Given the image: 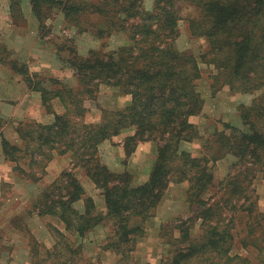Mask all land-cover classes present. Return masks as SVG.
<instances>
[{"label": "trees", "instance_id": "16d2710c", "mask_svg": "<svg viewBox=\"0 0 264 264\" xmlns=\"http://www.w3.org/2000/svg\"><path fill=\"white\" fill-rule=\"evenodd\" d=\"M29 3L39 29L44 28L48 15L57 11L76 34L88 33L104 41L122 34L126 39L114 50H91L86 57L72 51L66 65L73 71L77 89L56 79L42 81L38 74H29L25 66L17 69L24 82L40 93L47 112H53L52 100L59 102L63 112L54 113V120L48 125L35 121L17 123L13 129L22 148L1 138L4 159L16 164L14 171L25 181L34 183L43 178L47 165L56 156L69 154L72 163L33 201L35 214L56 217L66 232L80 238L105 219L111 221L116 241L103 250L123 256L142 237L145 224L168 185L186 183L193 218L199 221V234L190 238L191 224L176 227L180 239L174 242L180 247L170 264H189L204 255L226 263L241 260L231 255L237 215L254 224L250 223L245 233L260 227V243L252 242L264 250V215L256 206L252 189L257 174H264V92L250 106L239 109L242 130L223 124L222 130L213 131L211 140L202 139L190 121L202 115L204 106L197 90L201 78L199 62L215 72L210 76L212 94L222 87L241 95L264 90V0H152L149 11L143 0ZM181 3L195 12V16L185 20L190 36L206 43L205 52L199 57L175 47L178 23L182 20L178 13ZM95 21H100L102 28H97ZM48 82L55 89L47 88ZM101 85L118 89L130 97V102L121 109L102 110L99 123H86L87 109L83 104L95 100ZM129 130L132 135L122 142L127 156L138 144L148 143L155 148L149 177L138 186L132 185L129 174L110 172L98 156L102 142ZM194 141L201 142L198 156L179 149L180 143ZM228 156L234 162L225 177L216 182L212 166ZM18 161H24L27 170ZM77 168L95 184L103 198L104 213L96 211L91 198H83L84 189L73 172ZM206 194L211 195L204 200ZM82 199L83 211L79 213L73 204ZM53 233L62 236L57 229ZM245 242L242 238L238 243L247 248ZM120 245L127 247L121 250Z\"/></svg>", "mask_w": 264, "mask_h": 264}, {"label": "rangeland", "instance_id": "374dc122", "mask_svg": "<svg viewBox=\"0 0 264 264\" xmlns=\"http://www.w3.org/2000/svg\"><path fill=\"white\" fill-rule=\"evenodd\" d=\"M11 2L13 22L23 27L31 25V21L22 16V9H25L23 0H11ZM143 5L144 8L149 11L152 7V0H143ZM178 9V13L182 20L178 23L179 37L175 41V47L179 51H190L196 57H199V55L205 52L206 43L203 39L192 38L187 31V23L185 22L187 18L195 16V12L191 6L184 3L179 4ZM33 18L38 41L37 45L39 46L37 47V51L33 53L34 57L32 56L33 58L29 59H34L32 61L34 66H36L37 60L41 62L38 64L48 61L51 66L47 69L39 68V72H36L40 76L38 78L42 81L50 82L51 79H56L61 81L66 87L77 89L73 71L66 65V60L72 57V51L79 57H86L91 50L108 52L126 43L125 36L122 34L112 35L105 41L96 40L88 33L76 34L75 31L68 26L62 13L57 11H52L50 15H48L44 21V28L42 29H39L36 18L34 16ZM95 24L97 28H102L100 21H95ZM0 51V56H2V58L10 61L13 59L12 55L1 47ZM199 68L201 71V78L197 81V90L204 101V106L202 115L194 117L190 121L197 126L202 139L211 140L210 137L213 131L222 130L223 124L242 130L243 126L239 116V109L242 106H250L251 101L259 97L264 90L252 95H241L232 94L229 92L228 87H222L217 93L212 94L210 89V76L215 72L212 67L206 66L200 62ZM52 69L56 70L55 74H53ZM49 82L45 83V86L51 90L55 89V86H50ZM129 102L130 97L123 95L118 89L101 85L99 86L95 100H86L83 104L87 109L84 115V121L86 123H99L102 110H117L122 106L125 107ZM51 104L53 111L56 110L59 112L63 110L57 100H52ZM8 123L12 127L16 125V122H3L0 120V129L4 128ZM8 129L9 131H6L5 134L9 138L11 136L9 126ZM113 139L102 142L101 144H113ZM194 144H196L195 150L190 154L198 156L201 142L194 141ZM146 145V148L140 151L139 156L136 158L135 162H133L132 169L135 170V172L129 173L132 178L133 186H136L139 177H141L138 172H143V168L145 169V167L149 165V156L155 155V148L151 144ZM66 156L70 160L69 154ZM56 158H59V156H56ZM233 162V158L228 156L212 166L216 182L225 177L229 166ZM24 163V161H18V165L27 170V168L23 166ZM71 165L72 163L69 161V169ZM13 168L15 169V166ZM73 172L76 176L79 174L80 176H85L82 169L77 168L73 170ZM14 173L20 176L18 172L14 171ZM21 179L22 183H25L27 186L29 185V187H35L38 183H45L40 181L41 179L36 183L25 181L22 177ZM47 185L49 184L39 189V192H37L33 200L30 199L31 191L33 190L24 186H19L21 188L20 191L24 194L21 196L19 194L18 199L20 197V200L12 202L15 193L13 194L11 186L0 182V264H58L63 261L66 262V264H170L175 250L177 251L180 247L178 243L176 244L174 242L176 239H180V234L176 227L181 226L183 223L187 226L191 224L189 229L190 238H194L199 234V221L193 218L194 215L191 202L189 204L186 195L187 184L179 183L168 185L170 188L167 192V197L164 198L165 194L163 196L166 200L162 199L156 207L153 216L145 224L142 237L136 239L133 250L123 256L114 253V251L103 250L105 245L116 241V237L111 233L113 227L112 222L106 219L98 228L88 231L80 238L77 234L62 231L61 228L64 226L56 217L51 215L41 216L46 219V225L54 243L51 248H47L37 243L29 232H27V220L29 216H31L29 213H36L32 209L33 201L36 200L42 189ZM252 189L254 197L256 198V206L259 212L264 215V174H257L252 182ZM16 193L18 195L20 192L16 191ZM210 195H204L203 199H208ZM101 200L102 197L96 199V203H94L96 211L104 213V208L99 207L101 206ZM103 205L104 204H102V206ZM73 207H76L75 209L80 211L78 205ZM189 220L192 221L188 223ZM8 221H10L13 228L17 230L20 229L24 233V245L30 252V256L26 260L21 259L15 261L11 257L14 246L13 241L15 242L18 237L11 236L13 235L12 233L3 232V230H1V228L3 229L7 225ZM247 223L249 224L246 225ZM250 223L254 225L253 222L243 215H237L234 220L231 255H237L242 258L241 260L234 259L226 263L223 259L220 260V258H212L209 255H204L199 259L192 260L189 264H264V250H260L258 246H253L254 243L252 242L256 241L257 244L260 243V227L254 228L253 232L250 234L247 232L245 233V230L248 231L247 228L251 226ZM245 225L246 228L244 229ZM53 229L59 230L62 236L53 233ZM242 238L246 240L245 243L247 244V248H242L241 244L238 243ZM126 247L127 245H120L118 249L122 250Z\"/></svg>", "mask_w": 264, "mask_h": 264}, {"label": "crops", "instance_id": "0c3cea01", "mask_svg": "<svg viewBox=\"0 0 264 264\" xmlns=\"http://www.w3.org/2000/svg\"><path fill=\"white\" fill-rule=\"evenodd\" d=\"M23 5L25 9H22V16L23 18L31 21V25L28 27L19 26L13 22L11 0H0V47L6 52H9L13 58L10 61L0 56V120L3 122H16V124L22 121H35L39 124L48 125L53 122L54 113L61 114L63 110L59 112L54 110L52 113L47 112L42 106L40 93L32 90L24 82L23 76L17 72V69L21 66H25L28 73L31 75L38 74L36 72H39V68L47 69L51 67L48 61L38 64L41 63L38 60L36 61V66H34V64H32L34 59H29L34 57L33 53L37 51V47L39 45H37L38 41L35 31V22L32 16L33 14L31 12L29 0H23ZM55 71V69H52L53 74H55ZM121 108H123V106L120 107V109ZM8 126L11 130V136L9 138L5 134L6 131H9ZM13 127L8 123V125L0 129V182L11 186L13 194L15 193L12 202L20 200V197L18 199L19 194L20 196L24 194L20 191L21 186L33 190L31 191L32 193L30 196V199L33 200L42 186L52 183L64 170L69 169L70 160L66 155L54 158L47 165L45 171L46 174L40 180L45 183H38L35 187L25 185V183H22L21 177L14 173L13 167L15 166V163L7 162L4 159L1 150V138H4L11 145L22 148L21 141L19 140ZM130 135H132V131H125L113 139V144L99 145V160L101 164L104 165L110 172L115 174H131L132 172H135V170L132 169L133 162H135L140 151L144 150L147 146L146 144L148 143L138 144L134 152L127 156L123 149L122 142L125 137ZM195 145L196 144H194V142H182L179 145V149L181 151L191 153L195 150ZM149 158V165L145 167V169L143 168V172L138 170L141 177H139L136 186L146 182L149 177L152 165L155 161V155H151ZM76 177L84 189L85 196L83 198L89 197L96 203L95 200L100 199L101 195L99 194L95 184L86 176H80L79 174ZM169 188L170 187H168L165 191L164 198L167 197ZM16 191L20 193L17 195ZM164 198L162 199L166 200ZM102 204H104L103 198L101 200V206H99L100 208H104V205L102 206ZM75 205L79 206L80 211L75 209L76 207L73 208L81 213L83 211V199L75 202L73 206ZM29 214L31 216H29L27 220V232H29L37 243L42 246H46L47 248H51L54 243L53 238L48 231L46 219L44 217L37 216L36 214ZM61 229L62 231H65L64 227ZM1 230H3V232L12 233L13 235L11 236L18 237L15 242L13 241L14 246L11 253L12 259L15 261L28 259L30 252L24 245V233L20 229L17 230L16 228H13L10 221H8L7 225L3 229L1 228Z\"/></svg>", "mask_w": 264, "mask_h": 264}]
</instances>
